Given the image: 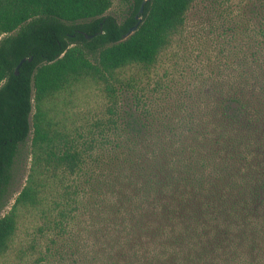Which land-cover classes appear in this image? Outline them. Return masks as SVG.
Here are the masks:
<instances>
[{"label":"trees","instance_id":"16d2710c","mask_svg":"<svg viewBox=\"0 0 264 264\" xmlns=\"http://www.w3.org/2000/svg\"><path fill=\"white\" fill-rule=\"evenodd\" d=\"M111 1L0 0V192L34 108L0 254L21 218L30 264H264V0H216L196 49L195 0L125 38L141 0ZM85 85L102 107L67 114Z\"/></svg>","mask_w":264,"mask_h":264},{"label":"rangeland","instance_id":"374dc122","mask_svg":"<svg viewBox=\"0 0 264 264\" xmlns=\"http://www.w3.org/2000/svg\"><path fill=\"white\" fill-rule=\"evenodd\" d=\"M216 0H195L193 7L187 13L186 33L191 38L192 45L196 49L202 46L190 32H196L198 35L208 33L209 24H216V15L210 10L215 5ZM131 7L127 2L121 0H112L108 9L104 12L106 15L114 17L117 22L123 20L130 13ZM204 28V29H202ZM192 36V37H191ZM199 38V37H198ZM208 44L205 42V46ZM75 103L72 108L66 107L67 114L73 112L80 113L85 109H97L102 107V95L94 85H85L83 88L74 90L71 93ZM129 93L125 95L124 101L130 102ZM69 97V96H68ZM61 106V104H60ZM34 108L28 116L29 132L23 142L18 144L12 163L7 171L6 180L0 192V216L9 211L14 198L25 184L29 173L32 160L30 137H31V116ZM32 223V222H31ZM31 227V226H30ZM29 223L20 218L16 233L10 247L4 253L0 254V264H30L29 257L25 256L26 231L30 230Z\"/></svg>","mask_w":264,"mask_h":264},{"label":"water","instance_id":"95a60500","mask_svg":"<svg viewBox=\"0 0 264 264\" xmlns=\"http://www.w3.org/2000/svg\"><path fill=\"white\" fill-rule=\"evenodd\" d=\"M144 2H145V0H141L136 13L134 14L135 22H134V24H132L131 26L128 27V29H127V31L125 33L122 34V36H121L122 38H125L127 35H129L131 32H133L136 29L137 25L139 24V22L141 20V14H142ZM83 35H84L85 38L89 37L86 34H83ZM25 59L30 61L31 60V56H28L27 58L23 57V58H21L18 61V63L14 67V74L17 73V67H18L19 63L23 62Z\"/></svg>","mask_w":264,"mask_h":264}]
</instances>
